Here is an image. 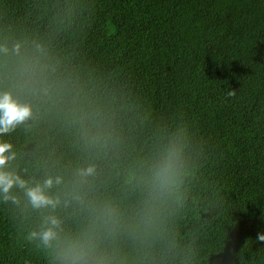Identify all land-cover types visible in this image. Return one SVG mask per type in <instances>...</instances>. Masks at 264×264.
<instances>
[{"label":"trees","instance_id":"1","mask_svg":"<svg viewBox=\"0 0 264 264\" xmlns=\"http://www.w3.org/2000/svg\"><path fill=\"white\" fill-rule=\"evenodd\" d=\"M0 92V264H264V0H0Z\"/></svg>","mask_w":264,"mask_h":264},{"label":"clouds","instance_id":"2","mask_svg":"<svg viewBox=\"0 0 264 264\" xmlns=\"http://www.w3.org/2000/svg\"><path fill=\"white\" fill-rule=\"evenodd\" d=\"M228 94L233 95L234 93L229 92ZM32 114L33 109L29 103L21 102L11 92H0V198L15 201L16 198L11 194V190L18 186L25 189L34 208L39 209L49 205L55 207L57 201L48 190L54 184L61 182L59 177H48L42 183L28 187V181L9 168V162L16 158V153L13 151V144L4 140L3 135L27 121ZM170 169V162L164 161L156 172V179L162 182ZM92 171V168L87 169L88 173ZM46 223L48 224L46 228L40 232H32L29 238H38L43 245L51 247L53 242L58 239L59 221L53 217ZM258 239L264 241V232L258 233Z\"/></svg>","mask_w":264,"mask_h":264}]
</instances>
